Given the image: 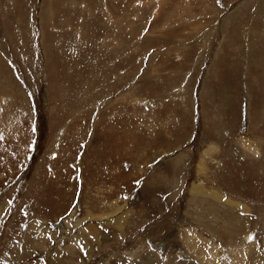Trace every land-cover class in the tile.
Here are the masks:
<instances>
[{
	"label": "rangeland",
	"instance_id": "rangeland-1",
	"mask_svg": "<svg viewBox=\"0 0 264 264\" xmlns=\"http://www.w3.org/2000/svg\"><path fill=\"white\" fill-rule=\"evenodd\" d=\"M0 264H264V0H0Z\"/></svg>",
	"mask_w": 264,
	"mask_h": 264
}]
</instances>
